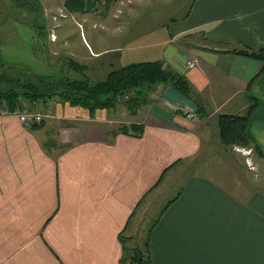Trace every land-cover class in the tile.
<instances>
[{
    "label": "crops",
    "instance_id": "obj_1",
    "mask_svg": "<svg viewBox=\"0 0 264 264\" xmlns=\"http://www.w3.org/2000/svg\"><path fill=\"white\" fill-rule=\"evenodd\" d=\"M113 1L61 7L104 24ZM175 1L181 14L168 22L118 48L87 47L102 75L162 61L187 93L162 85L133 114L123 102L92 111L39 99L28 106L45 119L32 128L0 117V264H122L131 251L152 264H264L254 162H264V64L234 53L264 48V0H190L181 10ZM251 101L246 133L258 150L225 146L218 116L242 115ZM240 148L246 167L229 163Z\"/></svg>",
    "mask_w": 264,
    "mask_h": 264
},
{
    "label": "rangeland",
    "instance_id": "obj_2",
    "mask_svg": "<svg viewBox=\"0 0 264 264\" xmlns=\"http://www.w3.org/2000/svg\"><path fill=\"white\" fill-rule=\"evenodd\" d=\"M21 1L32 5L28 11L25 10L27 5L22 4ZM189 2L190 0H178L177 6H180L181 10ZM175 3V0H114L112 2L113 9L117 8L114 19L110 18V14L111 20L100 24L90 19L82 20V16L79 17V15L67 11L61 7V0L60 3L57 0H4L0 4V74L5 73L8 78L20 77L31 81H36V75H66L76 78L81 76L79 75L81 72L73 69L69 60L83 65L82 62L85 59L90 66L89 69L85 67V72L89 70L86 74L95 76V62L92 60L93 56L89 55L88 47L93 51L106 50L111 47L118 48L114 47L116 43H122L128 37H136L146 29V26L152 27L157 25V22H168L179 16L181 13H178L177 10L173 11ZM9 6H13V8L10 7V13L7 14L6 10ZM32 7L35 8V13L29 11ZM51 7L54 9L52 10ZM13 11L14 13H12ZM30 19L36 20L37 26L44 27L47 36L46 34L38 36L35 23L31 22ZM96 41H98L99 46H97ZM163 67L166 72L173 74L170 67L165 64ZM172 80L173 78L164 86L175 87L171 82ZM150 96H152L151 93L148 97ZM30 103L26 99H21L17 107L20 109L23 107L30 108L28 106ZM118 107L122 108L121 105ZM246 150L243 151L240 148L235 154L230 153L229 163L236 165L235 159L237 162L239 161L240 167L245 166L242 155L247 156ZM254 162L256 163L255 166L262 168L260 172L262 181V179L264 180V162L261 164ZM245 163L253 167L247 158H245ZM214 165L216 166V162L211 164L212 168ZM218 169L217 166L214 170L216 174L210 173V176H218V173H221ZM183 171L187 176V165L182 173ZM256 176L259 180L258 175H254V178L256 179ZM244 179L248 180L247 178ZM133 263L152 264L146 253L143 255L138 251L128 252L122 261V264Z\"/></svg>",
    "mask_w": 264,
    "mask_h": 264
},
{
    "label": "trees",
    "instance_id": "obj_3",
    "mask_svg": "<svg viewBox=\"0 0 264 264\" xmlns=\"http://www.w3.org/2000/svg\"><path fill=\"white\" fill-rule=\"evenodd\" d=\"M3 1L0 0V4ZM21 3L27 5L26 11L32 6L30 3L23 1ZM10 7L13 8V6L7 7V13H10ZM34 9L32 7L29 11L35 13ZM30 20L35 23L38 36L43 34L47 36L44 27L37 26L36 20ZM234 53L256 58L264 64V48L259 50L246 49L234 51ZM69 64L73 69L81 72L80 77L36 75V81H31L20 77L8 78L5 73L0 74V108L4 106L9 110H14L21 99H26L32 103L37 99H51L58 96L72 105L85 106L92 111L112 108L123 102L130 113L133 114L148 102L150 93L155 91L158 86L167 84L172 78L171 82L178 90L187 93L188 89L185 79L177 78L174 72L173 74L166 72L162 61L112 67L106 75H102L96 70L95 76H88L86 74L88 71L85 72L84 65H79L73 60H69ZM263 73L264 65L259 76ZM126 96L129 99L124 101ZM257 105L258 102L251 101L246 113L242 115L220 114L218 116L221 140L225 146L253 147L258 150L257 145L246 133L248 121ZM133 127L142 130V126ZM121 130L125 131V128L122 127Z\"/></svg>",
    "mask_w": 264,
    "mask_h": 264
},
{
    "label": "built area",
    "instance_id": "obj_4",
    "mask_svg": "<svg viewBox=\"0 0 264 264\" xmlns=\"http://www.w3.org/2000/svg\"><path fill=\"white\" fill-rule=\"evenodd\" d=\"M189 67H194L195 63L193 62H188ZM129 97L126 96L125 100H128ZM2 106V105H1ZM184 111V110H183ZM0 116L2 117H15L19 120V122L21 124H23L24 126L28 127V128H32L34 126L40 125L44 122L45 119V115L42 114L39 111H36L34 109H30V108H19L16 107L14 110H9L8 108H5L3 106V108H0ZM193 117V115H191Z\"/></svg>",
    "mask_w": 264,
    "mask_h": 264
}]
</instances>
